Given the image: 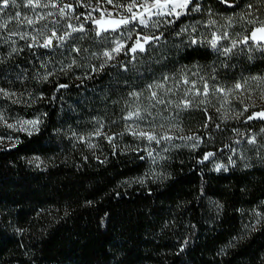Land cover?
Masks as SVG:
<instances>
[{
  "label": "trees",
  "instance_id": "1",
  "mask_svg": "<svg viewBox=\"0 0 264 264\" xmlns=\"http://www.w3.org/2000/svg\"><path fill=\"white\" fill-rule=\"evenodd\" d=\"M198 6L200 12L174 24L138 28L128 47L137 35L160 36L156 46L121 54L102 71L92 70L103 64L97 26L91 42L45 53L56 66L53 76L36 62L35 51L0 53V87L17 95V114L40 121L35 134L18 133L15 147L0 150V264H264V148L248 143L251 134L259 145L264 137V119H248L264 111V85L250 79L264 77V50L249 42L251 50L239 45L224 55L179 34L196 25L197 38L227 30L238 39L254 27L247 19L264 20V0H199ZM208 12L216 28L201 26ZM73 55L79 59L70 68ZM164 76L180 100L191 81L201 91V77L209 85L205 103L193 89V107L179 113L185 133L200 137L197 147L188 140L169 144L163 154L126 131L127 105H138L129 94ZM246 79V88L230 92L227 102L211 92ZM101 124L112 143L103 134L91 141L94 147L71 137ZM209 152L215 155L204 160ZM32 158L44 166L30 165ZM217 164L227 171L217 172Z\"/></svg>",
  "mask_w": 264,
  "mask_h": 264
},
{
  "label": "snow or ice",
  "instance_id": "2",
  "mask_svg": "<svg viewBox=\"0 0 264 264\" xmlns=\"http://www.w3.org/2000/svg\"><path fill=\"white\" fill-rule=\"evenodd\" d=\"M15 4L16 0H0V10L3 8H7L9 4ZM108 4H113V0H106ZM222 3L227 4L228 0H222ZM199 0H131V3L128 4H115L114 7L116 8H123L125 12L129 13L130 15H121L119 18H110L108 20L104 19V16L101 15L99 19H93L91 14L87 17V19H92L93 23L97 26L96 28V35L101 36L102 33H117L121 29V27L124 28L125 32L128 33V38L131 39V33L135 30L137 25H141L144 27H148L151 23V26L153 28L159 27L161 24L163 25H169L174 24L176 20H178L181 16L187 15L190 12H200L201 8L198 6ZM27 5L32 8H40V7H48V4H42L41 0H27ZM52 7H57L58 5L53 3L51 5ZM191 6V7H190ZM71 5H64V7H61L59 9V13L61 16H65L66 10L70 9ZM229 7H233V5H229ZM251 7V5H249ZM134 9H138V11H134ZM48 16L52 15L51 13L47 14ZM108 16L111 17L112 14L108 13ZM209 19L204 22L201 26L206 27L208 29L216 28L218 21L214 18H212V13L208 12ZM155 17V19H153ZM16 18L19 19V13L16 14ZM47 16L44 15H38L35 20H33L30 17L25 16L23 20H20V23H26L27 25H34L35 23H38L41 20L46 19ZM79 19V17H77ZM245 16H241L240 20H245ZM226 28H231L233 26V19L232 17H228L226 19ZM247 23L250 25H254L252 30L248 35H243L239 37L238 39H234L230 37V34L227 30L224 31H211L210 36L211 38L208 39L203 36V34H200V38H197L196 36H192L193 32L197 31L196 25H186L185 27L180 29L179 34L188 33L189 40L192 45L196 44H207L211 48L218 50L222 52L224 55H230L233 53V50L236 49L239 45H244L251 50L249 42L251 41L252 44L256 46V48L260 50H264V20H258V19H247ZM131 25V28L129 26ZM7 27V24H0V28ZM67 28L71 29V32L65 31L63 35H57L55 31H51L50 35L44 36L43 42L41 43L39 40L40 36H43V32H38L37 35L31 36V40L33 43L29 44V47H42L45 49L53 48L54 46H63L65 42L69 39H80L81 37H73L72 34L76 32H84V26L81 24L79 27H76L69 23L67 25ZM11 35H19L20 39L27 40L29 38L28 33H12ZM162 35V34H161ZM105 39L107 37L105 36ZM57 41L58 44L54 45L53 41ZM160 40V36L156 35H145L140 36L137 35V38L135 39L134 43L131 47H128L126 44L122 43L120 40L115 41V46L110 50L103 53V56L106 58L104 63L99 66V68H93L92 70L95 71H102L104 68V65L108 63L109 60L115 59L117 55H119L121 52H124L126 55L136 54L137 52H145L149 51L150 48H146V45H149L150 47H155L156 42ZM222 41H229L230 46H224L222 44ZM14 43V41H13ZM12 52H16V48L11 49ZM72 51L79 52L80 49H72ZM241 51H244L242 48ZM135 58V56H133ZM73 64H75V60L72 61ZM71 67V65H69ZM63 70V69H62ZM127 70V69H125ZM193 75H196V73H193ZM90 78V77H89ZM44 79H47V76L44 77ZM169 77L164 76L161 82H155L152 84H148L146 86V90L150 93L148 99L154 100L156 104H165L169 103L166 102L163 98L160 97L159 92L157 90H163L165 94L167 92H171V88H165V83ZM253 81H256L258 85H264V77H251L250 78ZM184 84H189L190 81L188 77L185 75L182 81ZM201 82L203 83V91L200 89L195 88L196 81H191V87L188 88L185 92V98L181 101L175 103V107L178 109H189L193 107L192 100L188 99V93H191L193 89H195V95H202L205 97V100H202L200 103H205L207 100V97L210 93V88L207 83L201 77ZM248 84V80L246 79L244 83L237 82L233 85L231 89H225V88H216L215 86H212L211 92L212 94L220 93L223 94L225 98V102H227V97L230 92H234L236 90H243L246 88ZM60 88L67 87L66 85H60ZM0 95L11 98L14 93H10L6 91L3 88H0ZM133 100H138L142 95L143 92H131L129 94ZM261 99H264V92L261 94ZM13 102H17L13 100ZM155 105H153L154 107ZM128 111L126 112V115L122 117V119L126 121H132V124H129L126 126V131L136 137L137 139L146 140L149 144L152 142H155L156 144H160L163 142H171L173 137L171 135H168L167 133H157L155 131V128L153 127L152 131H145L140 127V123L144 122L146 120H149L151 118L154 120L155 118L152 117V113L147 108H141L140 106H132L127 105ZM247 109H245L246 111ZM219 111V109H217ZM260 118L264 119V111L255 112L251 114L248 119H255ZM0 121L4 122L7 127L9 128H16V124H7L6 120L4 119V115L2 112H0ZM20 127L18 130L20 131H26L29 135L32 134V130L38 131V124L40 121L38 119L36 120H23L18 121ZM30 126V128H29ZM160 127L162 128L163 125L161 124ZM31 129V130H30ZM103 125L101 124L93 133L96 136H100L103 134L105 138L108 140L109 143H112L115 137L108 136L106 133L102 132ZM82 139V138H81ZM184 139L187 140H193V141H199L200 137L196 136H189L185 137ZM248 143L254 144L256 143V138L252 137L248 140ZM14 146V145H13ZM193 147H197V144H193ZM89 147H94V145L89 144ZM147 155L153 159V162L156 161V157L153 156L152 151H148ZM214 153H207L204 156V160H208L210 157L214 156ZM163 157H161L162 159ZM38 159V158H37ZM231 162V158H230ZM203 163V161H201ZM38 166V165H37ZM221 169H224L227 171V166L223 164H217L215 167V170L219 172Z\"/></svg>",
  "mask_w": 264,
  "mask_h": 264
},
{
  "label": "rangeland",
  "instance_id": "3",
  "mask_svg": "<svg viewBox=\"0 0 264 264\" xmlns=\"http://www.w3.org/2000/svg\"><path fill=\"white\" fill-rule=\"evenodd\" d=\"M41 3L48 4L49 6L32 8L27 5V0H16L14 5L11 4L10 2L7 8H3L2 10H0V24H4V23L7 24V27L0 28V53L7 52L9 54H14L16 52H22V50L25 49L35 51L32 54H34V56L36 57L35 58L36 62H40L38 64L39 66L42 65L41 66L43 68L42 70L48 72L49 76L51 75L53 76L56 75V71H57L56 66L50 64V62L47 63L46 60L43 59L45 58L46 52H53L54 50H56L54 48H61L62 50H66L67 52H69L71 47L69 48L68 45L71 42L74 41H79V43L91 42V39L93 37L91 35L90 29L92 26H96V25L93 23L92 19H87L89 14H91L93 19H99L101 15H103L105 20H108L110 18H119V16L121 15H130L129 13L125 12L123 8H116L114 7V5L117 3L126 5L128 3H131V0H113V4H108L106 0H41ZM53 3L57 4L58 6L52 7L51 5ZM64 5H71L72 7L66 10V13L68 14H66L65 16H61L59 13V9L61 7H64ZM134 11H138V9H134ZM17 13H19V19L16 18ZM48 13H51L52 15L48 16L47 15ZM108 13H111L112 16L109 17ZM38 15H44L47 16V18L31 26L27 25L26 23H20V20H23L25 16L35 20ZM77 17H79V19H77ZM153 19H155V17H153ZM69 23H71L76 27H79L81 24H83L85 29L84 32H76L72 34L73 37H81L80 39H69L65 42L63 46H56L49 49H45L42 47L28 46L29 44L33 43V41L31 40V36L37 35L38 32H43V36L39 37L41 43L43 42L44 36L50 35L51 31H55L57 35H63L65 31L71 32V29L67 28V25ZM150 26L151 23L149 24L148 27L137 25L135 30L132 31L131 33V39L128 38V33L125 32L123 27H121V29L117 33L109 32V33H102L101 36L96 35L95 38L98 39L100 42L99 45L96 47V55L99 56L98 62L104 63L106 58L103 56V53L106 51H110L115 46L116 40H120L122 43L128 46L129 42L132 40L133 35L138 30V28H149ZM129 28H131V25L129 26ZM12 33H28L29 38L27 40L20 39L19 35H11V38H9L10 34ZM105 36L107 37V39H105ZM54 43H58V42L54 40L53 44ZM12 48H16L17 51L12 52L11 51ZM97 49L99 50V52L97 51ZM121 54H124V52H121L119 55H117L115 59L119 57ZM1 56L2 55H0V59ZM78 59L79 57H74V55L72 56V61L75 60L76 63L73 64L72 61H70L72 63L71 67L77 65ZM73 73H74V78H73L74 81L78 82L79 76L77 72L75 71ZM2 88L10 93H14L8 87L7 88L2 87ZM165 88L172 89L173 87L165 85ZM157 91L159 92L160 97L169 103L156 104L154 100L148 99L150 93L148 91H145L143 92V95L138 99L137 106H140L142 109L147 108L152 113V117L155 118L154 120L149 118V120L141 122L140 127L142 129H144L145 131H152L154 127L157 133H167L168 135H171L173 137L170 143L163 141L160 144H156L155 142L151 143V145L159 146L158 148L159 152L163 151V154H166V148L169 146V144L174 147L180 146L182 144L188 145L189 141L184 138L189 137V135L185 133L179 120L180 119L179 113L181 111H184L185 109H178L175 107V103L181 101L179 98L178 90L176 91V89L174 90L172 89V91L167 92V94H165L163 90H157ZM13 100L15 101L18 100L17 95L15 93L11 98L0 95V112L3 113L4 119L6 120L7 124H16V128H9L4 122L0 121V150L15 147L18 143V137H17L18 133L28 134V132L26 131L18 130L20 127L18 121L36 120V119L24 118L23 116L17 114L18 112L16 107L20 104H18L17 102L14 103ZM153 105L155 106L153 107ZM258 119L260 118H255V120ZM128 122L129 124H132V121H128ZM161 124L163 125L162 128L160 127ZM39 127H40V123L38 124V130ZM96 129L97 128L91 130L89 129L87 133H83V132L79 133L75 131L72 132L71 137L76 143L90 144L92 140H95L102 135V134L100 136L94 135L93 133H95ZM103 130L102 132H104ZM36 132L37 131L32 130V134H35ZM252 137L256 138V143H254L255 147L256 148L260 147L263 149L264 137L261 140L262 142L261 145H259L257 135L251 134L250 139ZM199 143H200L199 141H196L190 143L189 145L192 146L193 144H199ZM247 151L249 152L250 150L247 149ZM245 152L244 149L242 148L241 152L239 153L242 155ZM29 161H30V165L35 166L37 168H42L45 164L44 161L37 158H32ZM223 170L224 169H221L220 171Z\"/></svg>",
  "mask_w": 264,
  "mask_h": 264
}]
</instances>
